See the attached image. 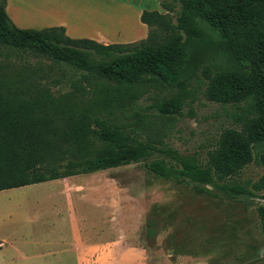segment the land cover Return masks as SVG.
<instances>
[{"label":"trees","instance_id":"16d2710c","mask_svg":"<svg viewBox=\"0 0 264 264\" xmlns=\"http://www.w3.org/2000/svg\"><path fill=\"white\" fill-rule=\"evenodd\" d=\"M177 3L173 19L163 4V14L140 13L144 39L102 45L70 39L61 27L18 29L0 0V46L78 75L75 94L54 97L30 73L0 61V191L136 164L161 152L104 114L131 107L153 87L183 90L201 80L207 101L237 112L234 127L219 132L203 167L172 155L178 167L153 159L145 168L164 180L246 195L223 181L256 161L262 174L251 188L264 192V0ZM177 108L173 100L157 106L161 115ZM255 212L264 237V204ZM146 235L152 239L154 232Z\"/></svg>","mask_w":264,"mask_h":264},{"label":"rangeland","instance_id":"374dc122","mask_svg":"<svg viewBox=\"0 0 264 264\" xmlns=\"http://www.w3.org/2000/svg\"><path fill=\"white\" fill-rule=\"evenodd\" d=\"M43 1L53 6L58 4L59 17L63 11L68 13L69 8L60 3L63 0ZM128 1L140 4L144 10L159 11L155 0ZM159 2L169 8L168 15L173 19L178 10L177 0ZM38 14L35 16L43 21L51 20L47 13L39 11ZM85 15L68 17L67 20L72 18L71 23L75 25L68 30L70 34L93 33L92 29L79 25L83 21L86 23ZM89 16L92 18V14ZM105 22L111 28L122 25L111 10H106ZM0 61L30 73L38 87L48 90L54 97L75 94L78 75L69 68L2 46ZM170 100L178 105L177 112L161 115L157 106ZM236 113L229 106L207 101L203 97L202 81L196 80L189 82L183 90L153 87L131 107L112 108L104 114L110 121L125 125V132L135 140L161 151L153 152L136 164L73 178L100 185L106 212L114 207L116 213L122 215L121 230L138 248L136 264H264V237L259 232L255 212L258 205L264 204L261 199L264 192H255L251 188L262 174L256 161L223 181L224 185L242 187L249 192L246 195L226 194L214 186L194 184L186 179L164 180L145 168L153 159L178 167L172 155L190 158L200 167L205 166L206 151L223 128L234 127ZM62 185L60 180H53L0 191V234L9 237L12 233H20L26 237V233L38 231L39 237L43 238L49 234L51 224L48 219L54 217H59L54 232L64 234L67 223L63 219L67 212ZM88 207L91 208L89 204L84 205V208ZM148 232H154L152 239H148ZM55 250L60 247L52 248L44 258H38L32 250L22 252V261L9 258L3 250L0 251V264L5 261L7 264H50L63 256L68 258V254H50Z\"/></svg>","mask_w":264,"mask_h":264},{"label":"crops","instance_id":"0c3cea01","mask_svg":"<svg viewBox=\"0 0 264 264\" xmlns=\"http://www.w3.org/2000/svg\"><path fill=\"white\" fill-rule=\"evenodd\" d=\"M155 1L159 5L157 12L163 14L159 0ZM60 3L69 8L67 14L62 12V17L58 16L60 13V8H56L58 4L53 6L44 3L43 0H5L4 12L18 29L62 27L65 36L85 37L102 45L127 44L146 37L147 29L140 23L139 15L142 11L150 10H144L140 4L128 0H63ZM106 10H111L116 21L122 25L109 27L105 22ZM39 11L49 14L51 20L43 21L35 16ZM83 13L86 14L84 17L86 23L83 21L79 25L85 29H92L93 33L74 36L68 30H72L75 25L71 23L72 18L67 19L70 15ZM77 176L56 179L63 184L62 193L65 194L63 204L66 206L67 216L63 221L67 224L64 234L54 232L59 217L50 218L49 234L43 238L39 237L38 231L28 232L26 237L20 233H12L9 237L0 234V251L4 250L9 258L22 261L24 259L20 256L22 252L32 250L33 254L37 253L38 258H44L52 248L60 247V250L50 254H68V258L63 256L50 264H68L67 260L70 261L69 264H136L138 248L127 237L126 232L121 230L122 215L117 214L114 207L106 212L105 198L103 192H100V185L73 179ZM87 204L91 208H84ZM3 255L1 253V256Z\"/></svg>","mask_w":264,"mask_h":264}]
</instances>
